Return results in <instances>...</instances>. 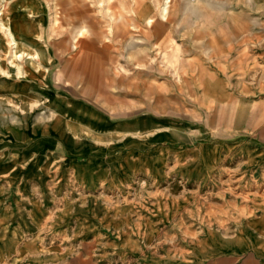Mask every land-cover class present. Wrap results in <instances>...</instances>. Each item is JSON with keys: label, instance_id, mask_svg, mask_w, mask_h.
Masks as SVG:
<instances>
[{"label": "rangeland", "instance_id": "rangeland-1", "mask_svg": "<svg viewBox=\"0 0 264 264\" xmlns=\"http://www.w3.org/2000/svg\"><path fill=\"white\" fill-rule=\"evenodd\" d=\"M218 254L264 264V0H0V264Z\"/></svg>", "mask_w": 264, "mask_h": 264}, {"label": "crops", "instance_id": "crops-1", "mask_svg": "<svg viewBox=\"0 0 264 264\" xmlns=\"http://www.w3.org/2000/svg\"><path fill=\"white\" fill-rule=\"evenodd\" d=\"M237 262V264H260L258 261L252 257L251 255H246L242 258L236 259L235 255L232 254H218L213 256L212 258H209L206 262L203 264H233L234 262Z\"/></svg>", "mask_w": 264, "mask_h": 264}, {"label": "bare ground", "instance_id": "bare-ground-1", "mask_svg": "<svg viewBox=\"0 0 264 264\" xmlns=\"http://www.w3.org/2000/svg\"><path fill=\"white\" fill-rule=\"evenodd\" d=\"M130 8H131V7H130ZM191 8H192V7H191ZM134 11H135V10H134ZM143 11H144V10H143ZM163 11H164V10H163ZM200 11H201V10H200ZM200 11H199V12H200ZM142 13H143V12H142ZM205 13H206V12H205ZM141 16H142V15H141ZM149 21H150V20H149ZM159 22H160V21H158V23H159ZM150 23H151V22H150ZM152 24H153V23H152ZM159 26H160V25H159ZM151 27H152V26H151ZM153 28H155V27L153 26ZM153 28H152V29H153ZM159 30H160V29H159ZM155 32H156V31H155ZM133 35H134V34H133ZM154 35H156V34H154ZM12 39L14 40L13 37H12ZM162 39H163V38H162ZM167 44H168V43H167ZM158 46H159V45H158ZM160 47H161V46H160ZM174 51H175V50H174ZM174 51H173V53H174ZM135 56H136V55H135ZM13 57H14V56H13ZM138 57H139V56H138ZM167 60H168V59H167ZM165 62H166V61H165ZM172 62H173V61H172ZM169 63H170V62H169ZM172 64H173V63H172ZM167 65H168V64H167ZM169 66H170V65H169ZM169 69H170V68H169ZM58 72H59V71H58ZM174 74H175V73H174ZM174 74H173V75H174ZM209 83H210V82H209ZM217 119H218V118H217ZM215 121H216V119H215Z\"/></svg>", "mask_w": 264, "mask_h": 264}]
</instances>
